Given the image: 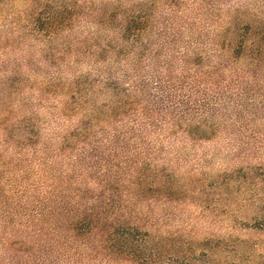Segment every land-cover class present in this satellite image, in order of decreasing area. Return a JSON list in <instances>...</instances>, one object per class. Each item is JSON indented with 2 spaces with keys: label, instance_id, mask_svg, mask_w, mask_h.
I'll return each mask as SVG.
<instances>
[{
  "label": "rangeland",
  "instance_id": "obj_1",
  "mask_svg": "<svg viewBox=\"0 0 264 264\" xmlns=\"http://www.w3.org/2000/svg\"><path fill=\"white\" fill-rule=\"evenodd\" d=\"M59 5L80 13L50 38L36 21ZM132 16L151 18L150 32L124 30ZM229 29L264 44V0H0V264H120L80 252L55 204L106 200L104 179H127L114 167L126 161L185 191L116 194L150 241L184 246L196 264H264V197L238 180L264 169V62L232 49ZM114 82L148 88L120 113L128 93ZM156 82L186 96L178 113L162 111ZM137 125L138 139L123 136ZM232 240L240 253L224 250Z\"/></svg>",
  "mask_w": 264,
  "mask_h": 264
},
{
  "label": "trees",
  "instance_id": "obj_2",
  "mask_svg": "<svg viewBox=\"0 0 264 264\" xmlns=\"http://www.w3.org/2000/svg\"><path fill=\"white\" fill-rule=\"evenodd\" d=\"M48 14L43 18H39L36 21V30L41 32L47 37H53L59 35L61 32L70 29L77 20L79 10L76 7L68 5L52 6L47 9ZM152 19L147 16H132L127 19L124 24V30L136 31L135 35L140 36L143 33H148L151 30ZM227 38L225 42L230 43L232 49L238 48L240 53L247 50L255 55L256 61L264 62V44L256 41L249 46L245 42H235L230 40L232 35L231 29L227 31ZM234 47V48H233ZM251 47V48H250ZM262 56V57H261ZM261 57V58H260ZM145 81V80H144ZM142 81V83L144 82ZM159 85V95L156 96V100L161 103L163 112H177L181 105L186 102V96H181L178 93V86H164L162 82H156ZM114 88L120 90L118 82L112 84ZM147 86L138 85L137 88L121 89L125 90L128 94L125 96L123 106L119 108L120 113L126 111V108L135 109V105L138 102L136 96L140 90H144ZM139 89V90H138ZM131 92V93H129ZM137 94L134 96L133 94ZM75 94V92H74ZM157 110H147L148 112H155ZM185 111L181 112L183 114ZM176 113V114H177ZM177 121L173 126L174 128L180 127ZM138 126V125H137ZM182 130L187 133L198 132L203 124H185L181 126ZM140 126L132 127L130 134L125 132L123 136L128 135L130 139L136 140L140 135ZM6 141H11V136L7 134ZM22 144V141H18ZM114 167H119L120 171L127 176L117 180V183L112 181V178L104 179L108 190H112V194L106 200L99 201L100 203H94L89 205L87 202H78L73 208L62 209L61 203L55 204L56 209L61 212H57L56 218H60L62 221L59 229L67 231L69 234L68 239L78 242L80 252L84 250L91 254H107L112 260L120 262V264H196L198 260L194 254L189 250H184V246L176 247L162 246V242H152L149 240V232H142L139 227L132 223L130 218L123 214H119L126 206L118 205L116 200V194L122 193V196H128L126 204H130L133 200H142L145 197H161L168 201L178 199L185 195V191L182 188L170 185L163 181H157L151 179L148 174V165L146 162H137L135 164H129L128 161L114 164ZM110 170V169H109ZM109 174V173H107ZM237 177V176H236ZM118 178V177H117ZM238 180L243 186H248L252 190L261 189V198L264 197V169L259 168L257 170H251L245 172L238 177ZM122 181V182H121ZM262 201V199H258ZM264 202V201H263ZM63 210H65L63 212ZM65 219V220H63ZM234 241V249L229 248L228 245L224 247V250H228L229 253H240L238 248L242 246V242L239 240ZM231 241V242H232ZM23 243V242H22ZM21 243V247L22 244ZM24 248V246H23ZM85 252V255H86ZM85 255H81V261ZM241 256V255H237ZM205 258L209 263L214 262L213 258L208 252L205 254ZM215 263V262H214Z\"/></svg>",
  "mask_w": 264,
  "mask_h": 264
}]
</instances>
